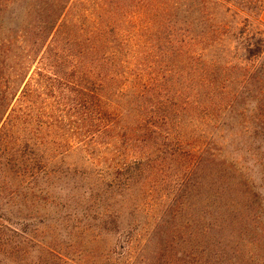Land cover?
I'll list each match as a JSON object with an SVG mask.
<instances>
[{
  "label": "trees",
  "instance_id": "1",
  "mask_svg": "<svg viewBox=\"0 0 264 264\" xmlns=\"http://www.w3.org/2000/svg\"><path fill=\"white\" fill-rule=\"evenodd\" d=\"M263 12L264 0H0V171L34 181L52 165L75 179V220L105 231L178 164L174 212L224 154L216 80L263 54L246 33Z\"/></svg>",
  "mask_w": 264,
  "mask_h": 264
},
{
  "label": "rangeland",
  "instance_id": "2",
  "mask_svg": "<svg viewBox=\"0 0 264 264\" xmlns=\"http://www.w3.org/2000/svg\"><path fill=\"white\" fill-rule=\"evenodd\" d=\"M246 33L252 44L262 39L263 54L234 61L228 81L218 75L213 119L230 134L221 131L224 154L193 174L196 191L180 208L169 210L186 176L178 164L105 231L75 220V179L62 182L52 165L34 181L0 171V264H264V12Z\"/></svg>",
  "mask_w": 264,
  "mask_h": 264
}]
</instances>
